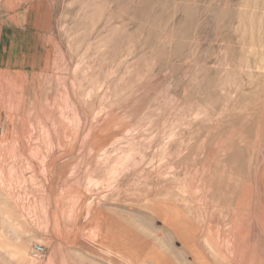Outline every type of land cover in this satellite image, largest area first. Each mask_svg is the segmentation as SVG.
<instances>
[{
  "label": "rangeland",
  "instance_id": "obj_1",
  "mask_svg": "<svg viewBox=\"0 0 264 264\" xmlns=\"http://www.w3.org/2000/svg\"><path fill=\"white\" fill-rule=\"evenodd\" d=\"M14 1L0 264H264V0Z\"/></svg>",
  "mask_w": 264,
  "mask_h": 264
},
{
  "label": "crops",
  "instance_id": "obj_2",
  "mask_svg": "<svg viewBox=\"0 0 264 264\" xmlns=\"http://www.w3.org/2000/svg\"><path fill=\"white\" fill-rule=\"evenodd\" d=\"M3 6V20L1 21L2 24L0 25V31L1 35L3 36V46H7L6 54L4 52H1V42H0V69H1V63L8 62L12 58V55L14 54V48H15V32H16V10H15V1L13 0L10 2L8 0L7 2H2L0 4V7ZM11 8V9H10ZM5 16L7 18L5 19ZM29 21L32 20V16L30 15ZM7 22V23H5ZM10 43H11V49L13 48V54L10 55Z\"/></svg>",
  "mask_w": 264,
  "mask_h": 264
},
{
  "label": "built area",
  "instance_id": "obj_3",
  "mask_svg": "<svg viewBox=\"0 0 264 264\" xmlns=\"http://www.w3.org/2000/svg\"><path fill=\"white\" fill-rule=\"evenodd\" d=\"M33 251L36 257H42L46 253V249L41 245H35Z\"/></svg>",
  "mask_w": 264,
  "mask_h": 264
}]
</instances>
